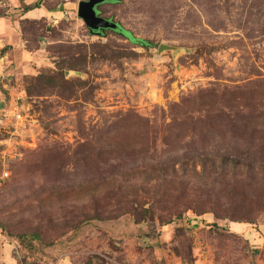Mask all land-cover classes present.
<instances>
[{"label": "rangeland", "instance_id": "1", "mask_svg": "<svg viewBox=\"0 0 264 264\" xmlns=\"http://www.w3.org/2000/svg\"><path fill=\"white\" fill-rule=\"evenodd\" d=\"M78 1L24 17L0 0L18 25L1 48L0 264H264V0L96 5L145 46L90 33ZM13 102L19 124L2 116ZM217 155L235 164L225 176L207 162L206 178L153 188L124 174ZM166 200L187 208L163 225L127 211Z\"/></svg>", "mask_w": 264, "mask_h": 264}, {"label": "trees", "instance_id": "2", "mask_svg": "<svg viewBox=\"0 0 264 264\" xmlns=\"http://www.w3.org/2000/svg\"><path fill=\"white\" fill-rule=\"evenodd\" d=\"M25 10L28 8L27 6L23 7ZM122 32L123 38L127 39L128 41L138 45V46H145L147 44V41L134 38L128 31L120 29ZM4 49H0V55L3 53ZM131 55H134L133 52H130ZM215 157V158H213ZM196 158H188V159H180L177 161H169L164 159H158L156 158L153 163H150L148 165L140 166V167H133L130 168L129 171H124V174L126 177L131 180L132 182H138L140 184H145L148 188H153L155 186H164L167 184H170L171 181L178 178H190L197 176L198 178H206L208 168L206 166V162L208 165H210L211 173L217 174L218 176H225L227 174L226 166L229 164H232V166H235V164L232 162L231 159H228L226 156H211L212 159L204 158L199 159L200 164L197 167L195 163ZM189 162L191 164H189ZM154 164V165H152ZM190 167V174H188L187 170ZM123 181V179L121 178ZM95 190V189H93ZM163 192V191H162ZM84 196H90V194L86 193ZM151 198H153L151 196ZM167 199V198H166ZM182 199L184 200V197L182 196ZM166 203V204H165ZM183 203H172L168 200L164 201L160 204H153L147 206V207H140L137 208L135 205H133L130 210L127 209L128 212L131 213L134 221H136V217L141 220L145 221L149 218L153 217L155 214L154 210L159 211L157 214V218L159 219V222L161 225L168 223L172 218H175L179 212L181 207H183ZM184 208H187L184 206ZM139 209V210H138ZM140 211V212H139ZM148 218V219H147ZM137 222V221H136ZM246 223H249L248 220L245 221Z\"/></svg>", "mask_w": 264, "mask_h": 264}, {"label": "water", "instance_id": "3", "mask_svg": "<svg viewBox=\"0 0 264 264\" xmlns=\"http://www.w3.org/2000/svg\"><path fill=\"white\" fill-rule=\"evenodd\" d=\"M101 1L102 0H79L76 5V15L82 20L84 26L90 33L101 35L106 28H116L115 30L122 34L119 30L121 28L116 22L97 15L98 12L96 5ZM156 49L157 53H159L167 49L175 51L177 48L164 43H159Z\"/></svg>", "mask_w": 264, "mask_h": 264}, {"label": "crops", "instance_id": "4", "mask_svg": "<svg viewBox=\"0 0 264 264\" xmlns=\"http://www.w3.org/2000/svg\"><path fill=\"white\" fill-rule=\"evenodd\" d=\"M34 0H21L23 6H27L28 8L23 11L24 17H33V16H43L44 13H42V10L40 7L36 6L34 9L31 8V4ZM46 12V11H45ZM17 22L15 20H11L5 16H0V49L4 48L7 44H12L17 36H16V30H17ZM7 54L9 52L5 51L3 54L0 55V88H4V86L1 84V80L3 78L5 64L7 60ZM0 101L1 95H0Z\"/></svg>", "mask_w": 264, "mask_h": 264}, {"label": "built area", "instance_id": "5", "mask_svg": "<svg viewBox=\"0 0 264 264\" xmlns=\"http://www.w3.org/2000/svg\"><path fill=\"white\" fill-rule=\"evenodd\" d=\"M18 109L19 108L16 106V103L13 102V104L10 105L8 108L3 109L2 116L8 117L9 120H11L13 122V124H19L22 121V116H21V113ZM0 122H6V121L0 120ZM5 174H6V172L3 173V175H5Z\"/></svg>", "mask_w": 264, "mask_h": 264}, {"label": "flooded vegetation", "instance_id": "6", "mask_svg": "<svg viewBox=\"0 0 264 264\" xmlns=\"http://www.w3.org/2000/svg\"><path fill=\"white\" fill-rule=\"evenodd\" d=\"M104 0H102L100 3H102ZM106 29H109V28H106ZM116 29V28H115ZM115 29H110V30H113V31H115L116 33H118ZM120 30V29H119ZM118 34H120V33H118Z\"/></svg>", "mask_w": 264, "mask_h": 264}]
</instances>
